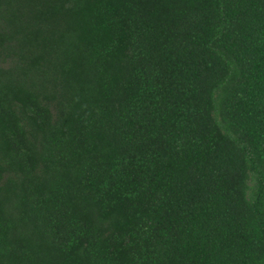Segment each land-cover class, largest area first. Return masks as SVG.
Segmentation results:
<instances>
[{"label": "trees", "instance_id": "obj_1", "mask_svg": "<svg viewBox=\"0 0 264 264\" xmlns=\"http://www.w3.org/2000/svg\"><path fill=\"white\" fill-rule=\"evenodd\" d=\"M0 264H264V0H0Z\"/></svg>", "mask_w": 264, "mask_h": 264}]
</instances>
